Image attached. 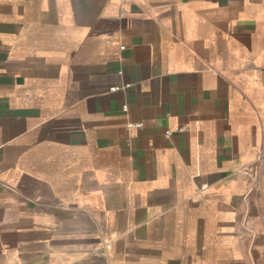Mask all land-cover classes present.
<instances>
[{
    "label": "crops",
    "instance_id": "crops-1",
    "mask_svg": "<svg viewBox=\"0 0 264 264\" xmlns=\"http://www.w3.org/2000/svg\"><path fill=\"white\" fill-rule=\"evenodd\" d=\"M0 264H264V0H0Z\"/></svg>",
    "mask_w": 264,
    "mask_h": 264
},
{
    "label": "built area",
    "instance_id": "built-area-1",
    "mask_svg": "<svg viewBox=\"0 0 264 264\" xmlns=\"http://www.w3.org/2000/svg\"><path fill=\"white\" fill-rule=\"evenodd\" d=\"M127 86H129V85H126V87H127ZM117 89H119V87H113V88H111L112 91H115V90H117ZM180 130L182 131V130H184V128H182V129H180ZM167 134L169 135L170 132L168 131Z\"/></svg>",
    "mask_w": 264,
    "mask_h": 264
}]
</instances>
